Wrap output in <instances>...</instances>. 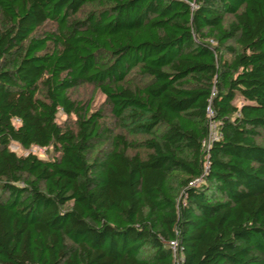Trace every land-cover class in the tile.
<instances>
[{"label": "trees", "instance_id": "obj_1", "mask_svg": "<svg viewBox=\"0 0 264 264\" xmlns=\"http://www.w3.org/2000/svg\"><path fill=\"white\" fill-rule=\"evenodd\" d=\"M172 241L264 264V0H0V264H174Z\"/></svg>", "mask_w": 264, "mask_h": 264}, {"label": "rangeland", "instance_id": "obj_2", "mask_svg": "<svg viewBox=\"0 0 264 264\" xmlns=\"http://www.w3.org/2000/svg\"><path fill=\"white\" fill-rule=\"evenodd\" d=\"M89 10H91V7H88L86 9V11ZM53 29H54V25L48 24L46 27L40 30V34H42L45 31H51ZM225 58L229 59V56H226ZM132 81L136 84L138 83L136 79L131 80V82ZM71 98L74 101L79 102L83 105L84 104L89 105L91 112L101 111L103 116V123L105 124V126L111 129V131L114 134L123 136L127 141L139 143L147 138L145 135L138 133L137 130H134V125L131 124L130 122L115 120L111 115L110 107L105 99V96L99 90H97V88L90 85L81 86L71 92ZM236 104H240V101L236 100ZM75 121L76 118L74 116L66 117L62 114H59L57 116V122L62 127L74 128ZM216 127L217 124L213 123L210 125V132L212 139L216 137L215 136ZM259 143H261V140H259ZM10 150L16 153L18 156H23L26 153H28L23 151L16 144H12L10 146ZM29 152L43 159H50L55 156V153L52 150V148H49L47 150H39L37 148H32ZM133 153L134 152H131L130 154ZM141 153L145 154V152L143 151H141Z\"/></svg>", "mask_w": 264, "mask_h": 264}, {"label": "built area", "instance_id": "obj_3", "mask_svg": "<svg viewBox=\"0 0 264 264\" xmlns=\"http://www.w3.org/2000/svg\"><path fill=\"white\" fill-rule=\"evenodd\" d=\"M215 136L216 137H214L213 139H216L217 138V132L215 133ZM210 138L212 139L211 136H210ZM167 245L169 246V248L171 249V252L173 254L174 264H179V262L181 261L182 257L179 254L178 247H177V243L174 242V241H172V242L167 243Z\"/></svg>", "mask_w": 264, "mask_h": 264}]
</instances>
